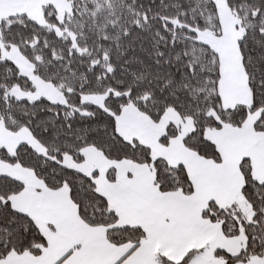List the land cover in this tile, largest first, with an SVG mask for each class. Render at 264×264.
Instances as JSON below:
<instances>
[{"label": "snow or ice", "instance_id": "6c2138e0", "mask_svg": "<svg viewBox=\"0 0 264 264\" xmlns=\"http://www.w3.org/2000/svg\"><path fill=\"white\" fill-rule=\"evenodd\" d=\"M0 264H264V0H0Z\"/></svg>", "mask_w": 264, "mask_h": 264}]
</instances>
